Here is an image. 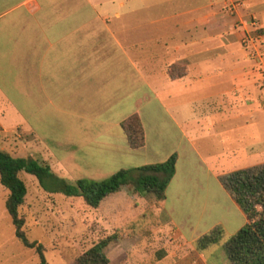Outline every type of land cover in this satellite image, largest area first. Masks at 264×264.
<instances>
[{"label":"crops","instance_id":"obj_1","mask_svg":"<svg viewBox=\"0 0 264 264\" xmlns=\"http://www.w3.org/2000/svg\"><path fill=\"white\" fill-rule=\"evenodd\" d=\"M175 1L0 0V126L21 127L49 155L71 158L73 171L94 180L121 163L130 166L119 169H131L175 153L165 198L132 196L165 216L161 228L175 223L167 210L168 192L183 165H194L231 200L239 230L246 213L221 177L264 164L263 139L237 134L264 124V96L254 95L260 74L239 69L244 60L235 55L229 65L225 56L218 57L223 65L208 72V60L199 62L193 44L178 32L207 25L197 18L180 22L183 13L171 7ZM174 64L182 67L171 78ZM210 76L218 85L231 84L215 102L201 96ZM192 91L201 97L189 99ZM243 91L249 96H241ZM133 114L140 116L145 133L138 149L128 145L121 128ZM136 156L141 164L129 160ZM127 185L102 201H108L105 212L114 220L134 201L118 196ZM162 238V252L150 264H211L207 249L196 248L198 236L177 226Z\"/></svg>","mask_w":264,"mask_h":264},{"label":"rangeland","instance_id":"obj_2","mask_svg":"<svg viewBox=\"0 0 264 264\" xmlns=\"http://www.w3.org/2000/svg\"><path fill=\"white\" fill-rule=\"evenodd\" d=\"M172 5L174 11L183 13L178 17L180 22L185 23L190 18H197L206 23L207 29L196 25L180 28L178 32L184 35V40L193 44L191 50L196 53L199 62L204 58L208 60V72L214 65H223L218 57L225 56V64L229 65L234 55L239 56L244 60L238 63L239 69L259 72L254 95L257 94L259 99H262L264 0H176ZM181 67L174 64L173 74L179 73L177 70ZM216 82L215 77L210 76L204 83L206 93L201 96L211 97L210 100L215 102L218 99L217 93L219 95L230 90L229 82L222 85ZM241 93V96L246 94L244 91ZM188 96L189 99L195 100L199 99L200 95L197 91H192ZM261 118L262 116L259 117ZM8 127L5 123L0 126L1 150H6L14 156L44 160L54 173L69 182L82 178L81 173L71 169V158L61 157L58 153L49 155L48 151L21 127ZM237 134L248 137L251 135L256 142L263 139L262 142L264 124L256 126L253 132L239 130ZM210 143L211 147H215V141ZM263 146L261 143L260 147ZM129 160L135 161L134 164L143 162L139 156ZM84 163L83 160L80 165ZM126 165L130 166L128 161L110 169L111 173L117 172L119 168H126ZM205 172L204 169L190 164L183 165L182 170L178 171L177 181L172 183L168 192L167 205V210L171 212L176 224L170 222L162 228L161 221L165 220V216L161 212H155L152 203L146 204L133 197L132 194L137 192L132 193V184L127 185L121 192L122 195L118 196L123 199L132 196L134 201L127 208L122 206V218L114 220L105 212L108 201L101 202L97 208L90 207L81 197H68L62 193L44 190L34 175L22 172L20 177L27 186L24 203L19 208V215L24 219L23 230L30 241L43 245L47 264H70L95 242L112 234L120 239L112 242L106 249L110 264H120L126 257H130L131 264H141L142 261L150 264L157 261L162 252V237L169 228L178 226L189 236L198 238L214 228H220L223 232L222 238L209 246L205 253L211 264H231L225 243L238 231L241 219L228 196L220 193L217 184ZM111 173L103 175L102 178L109 177ZM8 195L9 190L0 182V264H39L35 249L26 247L16 237L15 227L5 205ZM150 195L157 199L153 194ZM119 199L116 202H120ZM117 207L113 206L112 209L116 210ZM120 241L121 245L118 244Z\"/></svg>","mask_w":264,"mask_h":264},{"label":"trees","instance_id":"obj_3","mask_svg":"<svg viewBox=\"0 0 264 264\" xmlns=\"http://www.w3.org/2000/svg\"><path fill=\"white\" fill-rule=\"evenodd\" d=\"M173 68L174 65L169 71L171 78L177 76L173 74ZM121 128L132 149L144 146V127L138 114L123 120ZM176 162L177 154L174 153L165 161L120 169L101 180L80 178L69 182L54 173L44 160L14 156L0 149V182L9 190L5 205L15 227L16 237L26 247L35 249L39 256V264H47L43 245L37 241H30L23 230L24 219L19 215V208L24 203L27 186L20 177L22 172L34 175L40 186L48 192L81 197L88 206L97 208L107 196L120 191L124 185L130 183L137 193L153 194L158 200L164 199L167 186L175 173ZM221 181L243 208L247 217V222L225 243L230 263L264 264V164L223 175ZM222 235L220 228H214L196 240V248L204 251L218 242ZM119 239L112 234L98 240L70 264H110L106 248ZM120 264H131V261L126 257Z\"/></svg>","mask_w":264,"mask_h":264}]
</instances>
